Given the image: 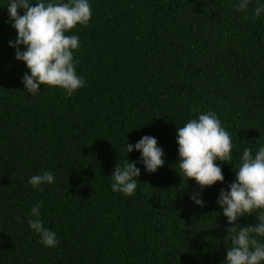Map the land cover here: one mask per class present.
<instances>
[{
	"label": "trees",
	"instance_id": "trees-1",
	"mask_svg": "<svg viewBox=\"0 0 264 264\" xmlns=\"http://www.w3.org/2000/svg\"><path fill=\"white\" fill-rule=\"evenodd\" d=\"M8 2L0 0V264H224L230 225L217 199L244 148L264 147V12L254 15L264 0L246 11L237 0H88V24L67 33L79 37L75 71L85 81L71 96L43 85L26 92ZM208 112L235 147L220 165L224 183L201 189L179 174L176 133ZM144 136L164 151L155 173L125 151ZM127 159L141 173L131 196L111 187ZM44 172L54 183L33 187ZM41 202L54 248L28 224ZM257 215L238 223L254 226Z\"/></svg>",
	"mask_w": 264,
	"mask_h": 264
},
{
	"label": "clouds",
	"instance_id": "clouds-1",
	"mask_svg": "<svg viewBox=\"0 0 264 264\" xmlns=\"http://www.w3.org/2000/svg\"><path fill=\"white\" fill-rule=\"evenodd\" d=\"M250 0H237V10L246 11ZM24 14L20 15L19 10ZM7 11L16 30L15 42L9 47L16 49L15 58L22 61L30 75L23 76L25 90L30 95L38 93L40 86L58 87L71 96L84 86L85 81L76 74L74 51L80 47L77 35H68L78 25L86 26L91 19L92 10L88 0H9ZM264 6L255 8L254 15L259 17ZM23 46L26 50L21 51ZM179 174L187 180H194L201 189L224 183L221 164L232 160V137L225 130L217 115L213 112L200 114L198 119L189 120L177 128ZM141 153V160L148 173H155L164 166V151L154 137L144 136L134 146L127 143L125 151ZM217 161L220 163L218 164ZM140 169L136 162L129 159L123 167L117 164L111 179L112 191L131 196L137 189ZM235 182L228 190L221 189L217 204L222 209L230 227L226 228L231 241L227 248L224 264H264V147L253 153L250 147L243 150L240 166L235 172ZM51 172L34 175L29 183L40 188L43 184L54 183ZM190 199L200 207L205 202L199 193ZM42 202L31 209L34 219H29V227L40 237L45 247L57 246L55 232L44 227L40 219ZM257 212L254 226L238 223L239 218Z\"/></svg>",
	"mask_w": 264,
	"mask_h": 264
}]
</instances>
